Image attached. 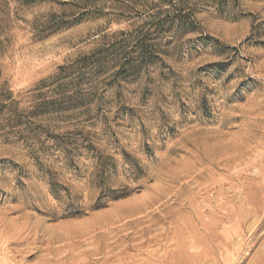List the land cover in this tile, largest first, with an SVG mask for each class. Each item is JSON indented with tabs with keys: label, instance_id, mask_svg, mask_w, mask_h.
<instances>
[{
	"label": "rangeland",
	"instance_id": "374dc122",
	"mask_svg": "<svg viewBox=\"0 0 264 264\" xmlns=\"http://www.w3.org/2000/svg\"><path fill=\"white\" fill-rule=\"evenodd\" d=\"M0 264H264V0H0Z\"/></svg>",
	"mask_w": 264,
	"mask_h": 264
}]
</instances>
